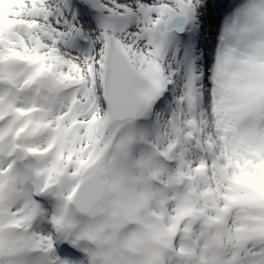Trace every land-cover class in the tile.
<instances>
[{"label":"snow or ice","instance_id":"6c2138e0","mask_svg":"<svg viewBox=\"0 0 264 264\" xmlns=\"http://www.w3.org/2000/svg\"><path fill=\"white\" fill-rule=\"evenodd\" d=\"M0 264H264V0H0Z\"/></svg>","mask_w":264,"mask_h":264}]
</instances>
